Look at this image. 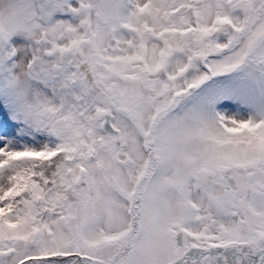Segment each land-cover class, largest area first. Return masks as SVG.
Listing matches in <instances>:
<instances>
[{
    "label": "snow or ice",
    "instance_id": "1",
    "mask_svg": "<svg viewBox=\"0 0 264 264\" xmlns=\"http://www.w3.org/2000/svg\"><path fill=\"white\" fill-rule=\"evenodd\" d=\"M0 264H264V0H0Z\"/></svg>",
    "mask_w": 264,
    "mask_h": 264
}]
</instances>
